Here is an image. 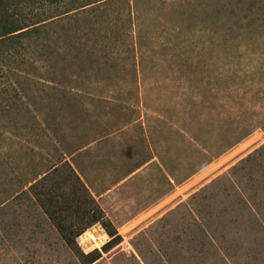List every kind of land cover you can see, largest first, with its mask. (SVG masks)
Instances as JSON below:
<instances>
[{"label": "rangeland", "instance_id": "374dc122", "mask_svg": "<svg viewBox=\"0 0 264 264\" xmlns=\"http://www.w3.org/2000/svg\"><path fill=\"white\" fill-rule=\"evenodd\" d=\"M224 2L91 4L17 40L0 264H264V6Z\"/></svg>", "mask_w": 264, "mask_h": 264}, {"label": "trees", "instance_id": "16d2710c", "mask_svg": "<svg viewBox=\"0 0 264 264\" xmlns=\"http://www.w3.org/2000/svg\"><path fill=\"white\" fill-rule=\"evenodd\" d=\"M114 1L125 0H0V82H5V86L0 88V95L15 89V86L12 87V85L22 81V78L26 76L23 75L25 66L29 65L34 69L36 68L34 61L19 59L16 49L19 48L17 40L21 39L20 37L27 36L29 39L35 36L39 37L41 32L52 23L55 25L63 22L62 26L65 27V22L76 17L80 10H84L91 4L92 9H94V7H103ZM225 1L222 5L224 7L227 6L226 9H233L235 13H239L241 9L242 11L245 9L253 10L256 5L264 6V0ZM23 5H31L39 9L44 7V9L23 14L21 11ZM235 6L239 7L235 8ZM47 9L53 10V14L48 17L50 19L46 18L48 21L45 18L29 21L33 16L39 12H45ZM109 234L112 238L104 245L103 248L105 250L111 248L122 239V235L115 228L109 229ZM100 256L101 253L98 250L91 251L86 255L80 253L84 264H89Z\"/></svg>", "mask_w": 264, "mask_h": 264}, {"label": "built area", "instance_id": "2783aa9c", "mask_svg": "<svg viewBox=\"0 0 264 264\" xmlns=\"http://www.w3.org/2000/svg\"><path fill=\"white\" fill-rule=\"evenodd\" d=\"M88 235H89L88 231L87 232L83 231L76 237V241L86 252H88V250L91 249V246L88 244L90 242V237Z\"/></svg>", "mask_w": 264, "mask_h": 264}, {"label": "bare ground", "instance_id": "6f19581e", "mask_svg": "<svg viewBox=\"0 0 264 264\" xmlns=\"http://www.w3.org/2000/svg\"><path fill=\"white\" fill-rule=\"evenodd\" d=\"M94 234H92V236H93ZM93 238V237H92Z\"/></svg>", "mask_w": 264, "mask_h": 264}]
</instances>
